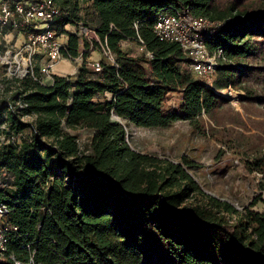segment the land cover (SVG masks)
<instances>
[{"label":"trees","instance_id":"16d2710c","mask_svg":"<svg viewBox=\"0 0 264 264\" xmlns=\"http://www.w3.org/2000/svg\"><path fill=\"white\" fill-rule=\"evenodd\" d=\"M55 2L60 14L52 29L68 36L63 54L84 61L77 75L53 76L49 84L38 68L39 80H5L0 203L18 228L10 235L9 255L25 263L33 257L37 264H264L259 231L231 203L201 187L192 175L194 161L139 152L127 138L129 125L171 126L177 118L170 95L199 82L181 45L155 31L159 17L172 11L190 9L217 24L206 31V42L211 53L221 49L223 55L213 85L199 82L205 114L213 117L230 103L220 93L229 87L245 92L242 101L264 102L258 95L264 88V0ZM68 26L94 31L100 42ZM125 42L145 52L134 55ZM92 44L110 51L115 63L103 60L102 70L94 71L87 64ZM83 90L104 99L88 110L73 99ZM191 123L200 128L199 121ZM81 131L88 134L82 144ZM247 167L264 177V154L253 155ZM56 182L57 204L49 198ZM38 184L48 188L39 202L33 199ZM43 214L64 245L39 229ZM70 253L78 254L74 263Z\"/></svg>","mask_w":264,"mask_h":264},{"label":"rangeland","instance_id":"374dc122","mask_svg":"<svg viewBox=\"0 0 264 264\" xmlns=\"http://www.w3.org/2000/svg\"><path fill=\"white\" fill-rule=\"evenodd\" d=\"M67 29L81 33L83 26H68ZM60 37L65 41L67 35ZM89 38L95 39V36ZM24 39L25 36L19 33H10L4 44L9 47L20 45ZM123 45V48L134 55L141 53L135 44L125 42ZM87 53L91 63L108 60L103 50L96 48L94 44L89 47ZM83 61V57L79 59L80 66ZM43 62L45 60L41 59L40 64ZM58 64L60 67L58 72L66 73L68 68L71 69L76 65L70 60ZM253 64L263 65L258 61H253ZM2 75L0 64V77ZM215 76L211 80L195 78L203 85L212 86ZM51 80L50 76L45 83L49 84ZM199 82L182 92L170 95L168 106L175 111L174 115L177 118L171 126L144 128L129 125L128 141L134 150L142 153L157 155L173 162H180L184 157L194 161L198 168L192 171V175L201 187L208 194L231 203L264 239V189L260 186L264 177L260 172L251 171L247 167V160L253 155L264 154V102L242 101L245 92L229 87L226 88L228 91L220 93L230 99V103L210 117L205 114L202 105V86ZM258 91V95L264 96V88L259 87ZM73 99L84 103L86 108L91 110L104 97L96 95L92 90H83ZM192 120L199 121V129L193 126ZM78 133L81 144L88 140L87 133L83 131ZM25 178L27 179L26 174L24 176L26 181ZM47 189L46 185L35 186L33 199L38 200L37 202L42 201L43 192ZM52 191L49 198L51 202L57 204L61 200L60 185L57 182ZM40 221L39 229L42 233L57 241L60 239L64 245L65 241L57 234L53 220L43 214ZM70 255L69 260L74 263L78 254L70 253Z\"/></svg>","mask_w":264,"mask_h":264},{"label":"built area","instance_id":"2783aa9c","mask_svg":"<svg viewBox=\"0 0 264 264\" xmlns=\"http://www.w3.org/2000/svg\"><path fill=\"white\" fill-rule=\"evenodd\" d=\"M59 14L60 9L55 0H0V64L3 74L0 77V99H2L1 94L7 88L5 80L23 79L28 76L39 80L36 75L38 68V72L47 81L50 76L53 77L52 69L56 64L64 60L77 62L81 59V56L66 58L63 54L65 44L52 29ZM216 26L217 24L209 19L195 17L190 9H185L160 16L155 25V31L161 40L181 45L191 59V71L195 77L211 80L216 74L217 66L223 55L221 49L211 53L206 42V31ZM10 33L25 36L24 42L20 45L6 46L4 42L7 41ZM80 35L88 38L95 36V39H89L100 42L94 31L84 27ZM122 47H124L123 44ZM139 50L141 53L145 52L141 46ZM103 52L110 62L115 63L114 55L110 51L103 48ZM146 56L152 58L153 54L146 52ZM41 59L45 60L42 64H40ZM87 64L97 72L103 68L101 61ZM45 81L44 84H46ZM20 107L23 106L20 105ZM4 141L5 138L0 137V143ZM8 215V206L0 203V262L11 259L14 264H37L33 257L25 263L9 255L10 235L18 228L9 224ZM52 243L54 245L56 241ZM57 264L69 263L65 260Z\"/></svg>","mask_w":264,"mask_h":264},{"label":"crops","instance_id":"0c3cea01","mask_svg":"<svg viewBox=\"0 0 264 264\" xmlns=\"http://www.w3.org/2000/svg\"><path fill=\"white\" fill-rule=\"evenodd\" d=\"M67 41H68V36H67L66 40L63 41L65 45L67 44ZM81 51L83 52V51H85V49L82 47ZM81 59H82V55H81ZM87 61L89 62V59H87ZM74 63L76 65L74 67H72L71 69L68 68L66 70L67 73L66 72H58V70L60 69L59 64L55 65L52 69V76H75V75H77L80 65H79L78 61L77 62L74 61ZM89 63H91V62H89Z\"/></svg>","mask_w":264,"mask_h":264}]
</instances>
